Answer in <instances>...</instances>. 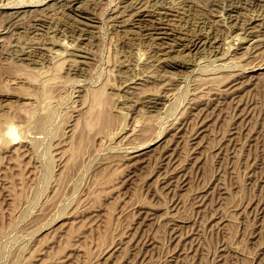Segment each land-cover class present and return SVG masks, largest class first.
<instances>
[{
  "label": "rangeland",
  "instance_id": "rangeland-1",
  "mask_svg": "<svg viewBox=\"0 0 264 264\" xmlns=\"http://www.w3.org/2000/svg\"><path fill=\"white\" fill-rule=\"evenodd\" d=\"M17 1L0 264H264V0Z\"/></svg>",
  "mask_w": 264,
  "mask_h": 264
},
{
  "label": "bare ground",
  "instance_id": "bare-ground-1",
  "mask_svg": "<svg viewBox=\"0 0 264 264\" xmlns=\"http://www.w3.org/2000/svg\"><path fill=\"white\" fill-rule=\"evenodd\" d=\"M18 1H20V0H18ZM17 1V2H18ZM21 1H23V0H21ZM26 1L27 0H25V3H26ZM30 1V0H29ZM29 1H28V3H29ZM31 1H35V0H31ZM37 1V0H36ZM40 1V0H39ZM60 1V0H59ZM66 1H68V0H66ZM79 1V0H78ZM78 1H76V2H78ZM81 1H83V0H81ZM97 1V0H96ZM124 1V0H123ZM12 2V1H11ZM17 2H16V4H17ZM69 3H70V1H68ZM74 2V1H73ZM21 3H23V2H21ZM24 3V4H25ZM47 3V2H46ZM71 4H73V3H71ZM14 5V4H13ZM27 6H28V4H26ZM65 5V4H64ZM69 5V4H68ZM23 6V5H22ZM25 6V5H24ZM67 6V5H66ZM74 6V5H73ZM74 8V7H73ZM79 10V9H78ZM121 13V12H120ZM14 14H15V12H14ZM17 14V13H16ZM13 15V14H12ZM18 16H20V15H18ZM10 17H11V15H10ZM18 18H20V17H18ZM12 19V18H11ZM14 20H15V18H14ZM19 20V19H18ZM39 23V22H38ZM36 26V25H35ZM251 27V26H250ZM196 40V39H195ZM196 43V42H195ZM184 45V44H183ZM185 45H186V43H185ZM188 45H189V43H188ZM187 45V46H188ZM191 45H192V43H191ZM196 45H197V43H196ZM256 46V45H255ZM258 47V46H257ZM256 47V48H257ZM260 47V46H259ZM259 49V48H258ZM256 52V51H255ZM256 53H258V51L256 52ZM20 76H22L23 77V75H20ZM95 93V95H93L95 98H97V95L99 94V93H101V91H95L94 92ZM99 96H100V94H99ZM98 96V98H100ZM94 98V99H95ZM98 100V99H97ZM100 101V100H99ZM95 102H97L96 100L94 101V103ZM96 104V103H95ZM94 104V105H95ZM94 105H91L90 107H89V110H88V117L86 118V120L84 121V123H85V126L86 127H92V126H94V124H96L97 122V120L99 121V111H98V113L97 112H95V109H96V105H95V107H94ZM101 115V114H100ZM101 117V116H100ZM101 120V119H100ZM99 123V122H98ZM11 126H12V124L11 123H8L5 127H4V129H6L7 128V130H9L10 128H11ZM4 129H0V132H3V130Z\"/></svg>",
  "mask_w": 264,
  "mask_h": 264
}]
</instances>
